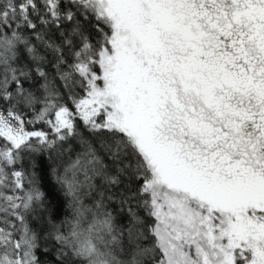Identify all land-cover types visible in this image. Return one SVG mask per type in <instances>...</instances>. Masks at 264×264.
<instances>
[{
    "label": "snow or ice",
    "instance_id": "obj_1",
    "mask_svg": "<svg viewBox=\"0 0 264 264\" xmlns=\"http://www.w3.org/2000/svg\"><path fill=\"white\" fill-rule=\"evenodd\" d=\"M0 264H264V0H0Z\"/></svg>",
    "mask_w": 264,
    "mask_h": 264
}]
</instances>
